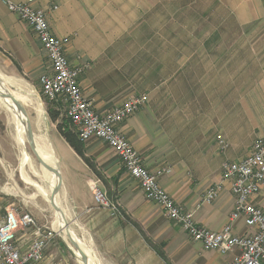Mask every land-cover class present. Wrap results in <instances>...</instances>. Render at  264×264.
<instances>
[{
    "label": "crops",
    "instance_id": "obj_1",
    "mask_svg": "<svg viewBox=\"0 0 264 264\" xmlns=\"http://www.w3.org/2000/svg\"><path fill=\"white\" fill-rule=\"evenodd\" d=\"M137 1L38 0V6L48 13L55 34L70 37L66 47L70 60L76 63L80 58L89 63L80 84L83 94L93 102L98 113L104 114L137 95L125 76L129 69H114L113 53L108 49V42L117 39L123 24L121 13L114 11L130 7ZM25 25L9 10L7 3L0 0L1 61L7 69H22L27 77L38 74L40 77L50 69L49 60L38 39ZM248 49L254 51L249 53L252 55L258 52L259 76L257 81L251 78L247 83L248 105L240 119L234 118L230 106L226 107L222 119L205 123L198 122L196 115L170 117L158 113L155 109L158 100L151 98L147 105L118 125L150 171L165 165L172 168L170 174L159 179L161 186L175 201L192 210L201 226L213 231H220L229 222L235 196L230 181H223L212 203H202L204 193L222 181L225 162L243 159L250 153L253 142L264 138V35L249 43ZM8 56L20 68L13 61L7 62ZM218 131L229 144L225 150L217 142ZM239 137L249 139L246 146L239 145L235 139ZM102 148L99 144L86 149L87 156H98ZM72 156L76 161L67 165L65 172L60 168L61 189L67 194L73 210L68 220L82 248L88 250L87 254L94 256L98 264H229L232 260L233 253L208 250L201 242L192 240L181 225L166 217L159 204L146 198L138 182L129 174L116 172L111 174L108 184L98 185L100 178L93 170L75 151ZM95 187H112L110 201L118 205L120 213L97 205L93 196ZM9 189L3 183L0 169V217L14 206L32 212L39 224L55 230V221L40 199L18 197ZM250 202L264 210V187L251 196ZM233 231L244 236L254 229L240 218L234 223ZM55 232L39 264H83L70 241L57 228ZM33 237L32 228L20 230L16 245L26 249ZM156 247L161 248L165 258Z\"/></svg>",
    "mask_w": 264,
    "mask_h": 264
},
{
    "label": "rangeland",
    "instance_id": "obj_2",
    "mask_svg": "<svg viewBox=\"0 0 264 264\" xmlns=\"http://www.w3.org/2000/svg\"><path fill=\"white\" fill-rule=\"evenodd\" d=\"M114 12L121 13L123 22L119 27L120 37L117 35L115 41L108 42L114 69H129L125 76L130 80L131 89L135 94L149 93V101L157 99L159 104L155 109L158 113L170 117L196 115L198 122L205 123L222 119L226 107L230 106L235 119L243 116L248 105L247 83L251 78L257 81L259 76L258 52L249 54L254 51H249L248 44L264 35V0H138L130 7ZM8 57L7 62H16ZM5 68L0 59V76L25 106L33 130L49 138L59 168L65 172L66 166L76 161L72 156L74 151L60 135L58 124L49 117L48 108L54 105L43 94L39 74L27 77L22 69ZM3 105L0 102L3 183L19 190L16 191L18 197L40 199L54 220L53 208L37 194L20 170L21 150L16 144L12 111ZM38 110H41L42 120ZM235 139L239 145L243 143L242 146L249 140ZM86 143V149L99 144L104 147L96 157L89 154L101 174L98 185L108 184L111 174L116 172L129 174L112 148L106 152L110 148L106 143L99 139ZM30 153L38 159L32 149ZM34 164L39 168L37 163ZM102 189L111 200L112 187ZM59 198L71 216L72 206L63 189Z\"/></svg>",
    "mask_w": 264,
    "mask_h": 264
},
{
    "label": "built area",
    "instance_id": "obj_3",
    "mask_svg": "<svg viewBox=\"0 0 264 264\" xmlns=\"http://www.w3.org/2000/svg\"><path fill=\"white\" fill-rule=\"evenodd\" d=\"M4 2L34 32L45 50L50 69L39 79L43 94L70 120L79 138L84 143L99 139L112 148L146 198L159 204L169 220L181 225L191 239L201 242L205 249L233 253L229 264H264V210L250 202L251 196L264 187V138H257L250 153L243 159L225 162L222 181L209 187L203 195L202 203H212L218 197L223 181H230L235 205L229 222L220 231L201 226L194 212L175 201L161 186L159 179L170 174L172 168L165 165L150 171L130 139L118 129L120 123L147 104L149 95H132L110 111L98 113L93 102L83 94L80 84L81 75L89 63L80 58L74 63L66 54L70 37L55 34L48 13L38 6V0ZM217 142L223 150L229 147L220 133ZM93 196L101 207L120 213L118 205L109 200L107 192L101 187L93 189ZM240 218H244L246 224L254 229L253 233L244 236L234 233V223ZM28 228L33 229L34 237L26 249H21L16 245V235ZM54 236L55 230L39 224L32 212L12 206L0 217V264H39Z\"/></svg>",
    "mask_w": 264,
    "mask_h": 264
},
{
    "label": "bare ground",
    "instance_id": "obj_4",
    "mask_svg": "<svg viewBox=\"0 0 264 264\" xmlns=\"http://www.w3.org/2000/svg\"><path fill=\"white\" fill-rule=\"evenodd\" d=\"M5 91L11 92L7 88V86H6V80L2 76H0V92H5ZM0 102L3 103L4 105H6L12 111L13 121L15 123V131H16V136H15V138H16V144H17V146L21 150L20 170H21V172H22L25 180L28 183H30L31 186H33L35 188L37 194L40 195V196H42L43 198H45L48 201V203L50 204V206L53 208V210L55 212V219H54L55 225H54V227H56L59 231H61V233L66 237V239L69 242V238H68L67 231H66V228H65L66 227L65 226V218L68 220L69 214L63 208V206L61 205L60 198H59V194L55 197V200L54 201H55V204L57 206H59L61 209H63L64 214L62 212H60V211H57L54 208L53 201L51 200L52 191H53L54 187L58 183V177L54 173L48 171L38 161V159L36 160L33 157H31V153H30V150L31 149H30V147H28L29 144H28V141H27V138H26V133H27V117L25 116V114L22 113L16 107V105L10 99H8V98H1L0 97ZM38 111H39L38 112L39 113V118L42 120V116H41V113H40L41 110H38ZM34 134H35L36 151L38 152V154L40 155V157L45 162L49 163L50 165L60 167L58 165V159H57V157L55 155L54 148H53L52 143L49 140V138L45 134L37 133L35 131H34ZM34 153H35V151H34ZM34 163H37L39 165V168ZM31 175H33L34 177H36L37 180L34 179ZM15 189L14 188H10L9 191L10 192H16L17 190H15ZM71 235L80 243V241L77 239V237L75 236V234H74V232H73L72 229H71ZM86 251H88V250H86ZM75 252H76V254L79 257L78 252L76 250H75ZM88 255H89V264H98L97 263V260H96V258L94 256H92L90 254H88Z\"/></svg>",
    "mask_w": 264,
    "mask_h": 264
},
{
    "label": "water",
    "instance_id": "obj_5",
    "mask_svg": "<svg viewBox=\"0 0 264 264\" xmlns=\"http://www.w3.org/2000/svg\"><path fill=\"white\" fill-rule=\"evenodd\" d=\"M0 97L1 98H8L10 99L15 105L16 107L25 114V116L27 117V133H26V138L29 144L30 149H32L33 151H35V153L37 154V158L38 161L50 172L54 173L57 177H58V183L57 185L54 187L53 191H52V197L51 200L53 201V206L57 211H60L64 214L63 209H61L59 206H57L55 204V197L60 193L62 185H63V178H62V174L61 171L59 169L58 166H53L50 165L49 163L45 162L40 155L38 154V152L36 151V143H35V134L33 131V126H32V122L31 119L27 113V110L25 108V106L15 97V95H13V93L9 92V91H5V92H0ZM65 217V216H64ZM65 228L67 231V235L69 238V241L72 245V247L78 252L79 254V259L81 260V262L83 264H89V255L87 254V252L82 248L81 244L71 235V224L70 222L65 218Z\"/></svg>",
    "mask_w": 264,
    "mask_h": 264
},
{
    "label": "trees",
    "instance_id": "obj_6",
    "mask_svg": "<svg viewBox=\"0 0 264 264\" xmlns=\"http://www.w3.org/2000/svg\"><path fill=\"white\" fill-rule=\"evenodd\" d=\"M15 64L19 67V65L16 62ZM48 113L50 119L58 124L57 128L59 130L60 135L73 148V150L82 158V160L93 170V172L99 178H101V174L97 171L96 165L93 163L91 158L87 156L85 143L79 138L70 120L65 115L62 116L61 111L56 106L49 107ZM156 250L162 257L165 258V254L163 253L161 248L156 247Z\"/></svg>",
    "mask_w": 264,
    "mask_h": 264
}]
</instances>
